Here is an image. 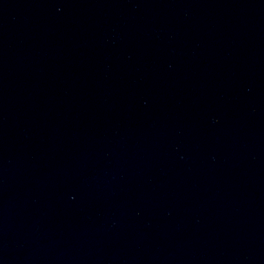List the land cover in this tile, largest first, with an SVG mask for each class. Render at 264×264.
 Wrapping results in <instances>:
<instances>
[{
	"label": "water",
	"instance_id": "1",
	"mask_svg": "<svg viewBox=\"0 0 264 264\" xmlns=\"http://www.w3.org/2000/svg\"><path fill=\"white\" fill-rule=\"evenodd\" d=\"M0 264H264V0H0Z\"/></svg>",
	"mask_w": 264,
	"mask_h": 264
}]
</instances>
